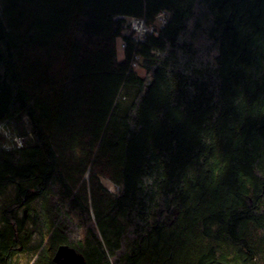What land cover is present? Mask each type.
<instances>
[{
	"label": "trees",
	"instance_id": "trees-1",
	"mask_svg": "<svg viewBox=\"0 0 264 264\" xmlns=\"http://www.w3.org/2000/svg\"><path fill=\"white\" fill-rule=\"evenodd\" d=\"M4 121L0 264H264V0H0Z\"/></svg>",
	"mask_w": 264,
	"mask_h": 264
},
{
	"label": "built area",
	"instance_id": "built-area-1",
	"mask_svg": "<svg viewBox=\"0 0 264 264\" xmlns=\"http://www.w3.org/2000/svg\"><path fill=\"white\" fill-rule=\"evenodd\" d=\"M169 18V13L165 11L159 13L153 21H148L146 18H130L128 19L127 36L131 38L132 43H143L149 36H158L168 25ZM121 49L125 51L126 41L122 40ZM136 66L137 63L134 64V67ZM27 141L28 137L19 135L13 123L0 122V150L21 149L27 145Z\"/></svg>",
	"mask_w": 264,
	"mask_h": 264
},
{
	"label": "rangeland",
	"instance_id": "rangeland-1",
	"mask_svg": "<svg viewBox=\"0 0 264 264\" xmlns=\"http://www.w3.org/2000/svg\"><path fill=\"white\" fill-rule=\"evenodd\" d=\"M121 44H122V40L119 39L117 41V48H118V59L121 60L124 57V51L121 49ZM135 69L138 71V73L142 76L145 75V70L140 67V66H136ZM103 183L106 187H108L109 189L114 191V186L111 182H109L108 180H103Z\"/></svg>",
	"mask_w": 264,
	"mask_h": 264
},
{
	"label": "water",
	"instance_id": "water-1",
	"mask_svg": "<svg viewBox=\"0 0 264 264\" xmlns=\"http://www.w3.org/2000/svg\"><path fill=\"white\" fill-rule=\"evenodd\" d=\"M62 257H65V259H63ZM59 258L64 260L63 264H84L82 258L77 257L72 253L68 255H61L59 256Z\"/></svg>",
	"mask_w": 264,
	"mask_h": 264
}]
</instances>
